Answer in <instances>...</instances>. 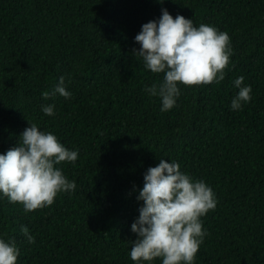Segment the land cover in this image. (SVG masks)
Wrapping results in <instances>:
<instances>
[{
	"label": "trees",
	"instance_id": "obj_1",
	"mask_svg": "<svg viewBox=\"0 0 264 264\" xmlns=\"http://www.w3.org/2000/svg\"><path fill=\"white\" fill-rule=\"evenodd\" d=\"M162 7L226 31L232 46L222 81L181 84L165 111L144 88L163 73L131 51ZM60 75L67 99L54 92ZM240 75L251 98L230 109ZM46 103L54 114L41 111ZM28 120L79 151L58 165L75 188L51 204L25 212L0 198V233L20 249L15 264H134L136 195L160 156L217 198L201 217L207 232L193 264H264V0H0V152Z\"/></svg>",
	"mask_w": 264,
	"mask_h": 264
},
{
	"label": "clouds",
	"instance_id": "obj_2",
	"mask_svg": "<svg viewBox=\"0 0 264 264\" xmlns=\"http://www.w3.org/2000/svg\"><path fill=\"white\" fill-rule=\"evenodd\" d=\"M163 3V0H158ZM133 40L135 59L142 61L162 78L144 86L150 96L160 99V111L170 109L181 94L180 85L207 84L224 79L225 68L232 53L230 37L209 23L194 24L192 17L180 13L173 16L162 7L160 15L140 25ZM244 77L232 80L237 89L231 97L230 109H240L251 98V85ZM55 93L66 99L71 96L63 75L58 77ZM52 92L42 91L48 97ZM43 113L54 114V104H41ZM17 143L0 152V198L19 202L28 212L53 202L59 192H71L75 181L58 166L61 161L75 162L77 148H68L56 134L28 120ZM135 188V185H133ZM136 199L142 201L138 215L130 224L135 239L129 240L128 256L134 264H193L207 229L202 219L216 206L217 198L211 185L182 171L175 159L159 157L143 173V184ZM26 240H34L26 225H20ZM20 249L13 237L0 233V264H15Z\"/></svg>",
	"mask_w": 264,
	"mask_h": 264
}]
</instances>
